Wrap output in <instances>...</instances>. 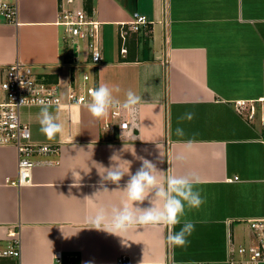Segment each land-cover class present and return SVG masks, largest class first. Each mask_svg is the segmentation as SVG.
<instances>
[{
  "label": "crops",
  "instance_id": "0c3cea01",
  "mask_svg": "<svg viewBox=\"0 0 264 264\" xmlns=\"http://www.w3.org/2000/svg\"><path fill=\"white\" fill-rule=\"evenodd\" d=\"M62 7L100 23L99 64L57 24ZM134 14L149 22V31L141 30L149 34L145 53L141 34L126 30ZM16 61L57 84L63 100L70 89L82 90L87 75V86H118L113 94L121 101L132 90L142 102L134 114L118 110L119 118L112 117L116 109L93 117L86 104L51 107L65 125L52 139L40 131V106L21 109L31 140L57 146L58 154L36 157L30 182L17 186L6 181L17 178L16 151L0 147V251L15 234L21 264H54L55 253L64 264H228L230 249L249 243L247 220L264 217L263 128L238 114L235 103L264 98V0H18L17 25L0 17V81ZM187 111L190 121L181 119ZM178 126L183 137L175 135ZM130 143L135 157L160 170L197 174L204 203L186 209L183 219L195 225L186 246H170L164 226L143 224L120 237L88 223L94 194L100 203L123 197L98 191L100 165L123 145L131 150ZM122 157L132 161L131 172L140 167L132 153ZM7 263L13 260L0 259Z\"/></svg>",
  "mask_w": 264,
  "mask_h": 264
},
{
  "label": "built area",
  "instance_id": "2783aa9c",
  "mask_svg": "<svg viewBox=\"0 0 264 264\" xmlns=\"http://www.w3.org/2000/svg\"><path fill=\"white\" fill-rule=\"evenodd\" d=\"M74 0H66V4H73ZM0 17L8 24H18V0H0ZM57 24L65 34L84 44L89 62L99 64L101 61L100 23L94 20L82 9L61 8L58 13ZM149 22L144 16L134 14L127 24V29L133 33H140L146 29ZM119 37L125 40V29L120 28ZM76 51V50H75ZM121 48L120 53H125ZM82 90L70 89L65 100L62 99L60 89L55 83H48L39 77L29 65L16 61L8 65L0 81V147H12L17 155V178L15 181L6 180L11 185L22 186L30 182V172L36 166V157H50L58 154V147L49 144L36 143L31 140L28 125L20 119L21 109L40 106L39 101L45 99L57 109H71L73 106L86 104L90 99V89L87 86L88 76L82 77ZM238 114L253 122L258 120L263 128L260 141L264 143V98L254 102H236ZM112 117L119 118L118 109L113 111ZM127 121H121L120 129H126ZM105 129H111L110 123L104 124ZM251 240L247 245L230 249L228 264H264V217L247 220ZM7 249L0 251V259L13 260L21 264L20 245L15 234ZM54 264H64L60 253L54 254ZM69 264V263H67Z\"/></svg>",
  "mask_w": 264,
  "mask_h": 264
},
{
  "label": "clouds",
  "instance_id": "9594fccd",
  "mask_svg": "<svg viewBox=\"0 0 264 264\" xmlns=\"http://www.w3.org/2000/svg\"><path fill=\"white\" fill-rule=\"evenodd\" d=\"M118 91V86L110 87L108 84L94 86L90 89L91 99L85 105L87 110L96 118L106 116L112 109L134 114L137 106L142 102L141 95L128 90L121 101L113 94ZM39 105L40 131L49 139L64 134L65 125L53 111H50L51 103L41 99ZM193 117L194 113L187 111L181 119L190 121ZM175 135L183 137L184 129L178 126ZM193 142L191 139L185 141L187 145ZM130 146L131 150L123 145L122 149L114 152L109 158L110 163L107 167L100 165L103 169L100 173L102 190L98 191L117 190L123 193V197L118 203H100L93 199L94 194L89 198L91 203L88 223L97 230L117 236L143 224L164 226L167 229L165 240L170 246H186L189 242L188 237L195 228L191 220L183 219L186 209H198L204 203V198L196 187L197 174L195 172L185 175L169 174L168 169H158L149 159L135 157L131 143ZM125 150L141 161L140 167L134 173L130 170L132 161L122 157ZM182 159L183 156H177V160ZM75 173L80 180L79 173L76 171ZM125 176L128 179L121 187L120 181ZM104 182L115 185V188L109 190L104 186ZM177 225H180L178 230Z\"/></svg>",
  "mask_w": 264,
  "mask_h": 264
},
{
  "label": "trees",
  "instance_id": "16d2710c",
  "mask_svg": "<svg viewBox=\"0 0 264 264\" xmlns=\"http://www.w3.org/2000/svg\"><path fill=\"white\" fill-rule=\"evenodd\" d=\"M86 8L88 9V6L86 5ZM148 28V27H147ZM149 31V28H148ZM146 33V34H145ZM141 34V37L139 38L141 43L143 44L144 47V53L146 52V50H148V44H149V34L147 32H141L139 33Z\"/></svg>",
  "mask_w": 264,
  "mask_h": 264
},
{
  "label": "rangeland",
  "instance_id": "374dc122",
  "mask_svg": "<svg viewBox=\"0 0 264 264\" xmlns=\"http://www.w3.org/2000/svg\"><path fill=\"white\" fill-rule=\"evenodd\" d=\"M78 44H79V49L82 50L83 43L81 41H79Z\"/></svg>",
  "mask_w": 264,
  "mask_h": 264
},
{
  "label": "water",
  "instance_id": "95a60500",
  "mask_svg": "<svg viewBox=\"0 0 264 264\" xmlns=\"http://www.w3.org/2000/svg\"><path fill=\"white\" fill-rule=\"evenodd\" d=\"M74 55H75V45H73Z\"/></svg>",
  "mask_w": 264,
  "mask_h": 264
}]
</instances>
